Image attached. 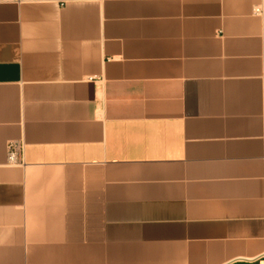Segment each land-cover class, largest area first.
<instances>
[{"label": "crops", "instance_id": "obj_1", "mask_svg": "<svg viewBox=\"0 0 264 264\" xmlns=\"http://www.w3.org/2000/svg\"><path fill=\"white\" fill-rule=\"evenodd\" d=\"M0 264H264V0H0Z\"/></svg>", "mask_w": 264, "mask_h": 264}, {"label": "built area", "instance_id": "obj_2", "mask_svg": "<svg viewBox=\"0 0 264 264\" xmlns=\"http://www.w3.org/2000/svg\"><path fill=\"white\" fill-rule=\"evenodd\" d=\"M19 2H40V1H54L60 5H65L72 2L92 1V0H16ZM259 12V10H257ZM23 156V145L21 143L12 142L8 145V163L20 164Z\"/></svg>", "mask_w": 264, "mask_h": 264}]
</instances>
